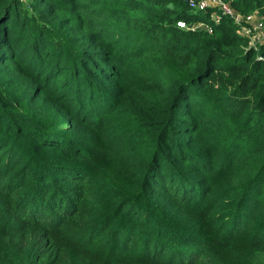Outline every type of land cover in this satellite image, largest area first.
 Instances as JSON below:
<instances>
[{
  "label": "trees",
  "instance_id": "trees-1",
  "mask_svg": "<svg viewBox=\"0 0 264 264\" xmlns=\"http://www.w3.org/2000/svg\"><path fill=\"white\" fill-rule=\"evenodd\" d=\"M212 12L0 0V264H264V43Z\"/></svg>",
  "mask_w": 264,
  "mask_h": 264
},
{
  "label": "built area",
  "instance_id": "built-area-1",
  "mask_svg": "<svg viewBox=\"0 0 264 264\" xmlns=\"http://www.w3.org/2000/svg\"><path fill=\"white\" fill-rule=\"evenodd\" d=\"M191 6L197 7L202 11L212 10V17L216 21H220L222 14L230 16L233 19L234 24L237 26L239 34L248 38L249 45L255 49H259L260 45L264 43V21L263 18L257 14L244 15L241 12L236 11L225 0H188ZM180 27H186L185 22L178 21ZM205 28L210 33L213 32V28L200 23L194 25L191 29Z\"/></svg>",
  "mask_w": 264,
  "mask_h": 264
},
{
  "label": "rangeland",
  "instance_id": "rangeland-1",
  "mask_svg": "<svg viewBox=\"0 0 264 264\" xmlns=\"http://www.w3.org/2000/svg\"><path fill=\"white\" fill-rule=\"evenodd\" d=\"M7 80H8V77H7L6 73L0 72V89L6 90L7 85H8ZM219 80L221 81L222 77H219ZM215 84H216V81H215ZM253 84H254V81L252 79H250L246 82L232 81L219 90L220 91H227V92H234L235 94H239V93L248 94L250 96V98H252L254 96V92L249 93V90L253 89L252 88ZM21 88H23V87H21ZM258 92H259V89H258ZM214 93H215V91H213L212 95ZM27 100L28 99H26V101L22 102V104H21L22 108L28 107ZM46 112L48 114L49 119L51 118V120H50L51 123H56L55 126H57V125L59 126L58 129L61 127L67 126L68 123L64 122L63 117L61 115H59L58 113H56L54 108L48 106ZM113 123H114L113 125L115 126V127H113L114 134H116L118 142L121 145H124L127 147L128 144H126V141L123 140L122 138H125L124 137L125 132L127 130H130L131 121L128 119V117H126L122 114H117V116L113 118ZM52 125H54V124H52ZM224 137L228 138V136H224ZM215 144H216V141H215ZM220 146H222V144H220ZM137 150H141V147L138 146L136 151H135L136 156H139V154L136 153Z\"/></svg>",
  "mask_w": 264,
  "mask_h": 264
}]
</instances>
